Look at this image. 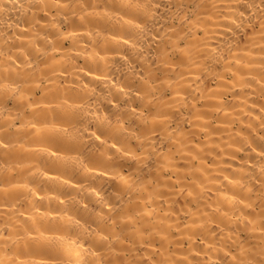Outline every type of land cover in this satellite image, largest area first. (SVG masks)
I'll return each mask as SVG.
<instances>
[{
  "label": "clouds",
  "instance_id": "clouds-1",
  "mask_svg": "<svg viewBox=\"0 0 264 264\" xmlns=\"http://www.w3.org/2000/svg\"><path fill=\"white\" fill-rule=\"evenodd\" d=\"M0 264H264V0H0Z\"/></svg>",
  "mask_w": 264,
  "mask_h": 264
}]
</instances>
